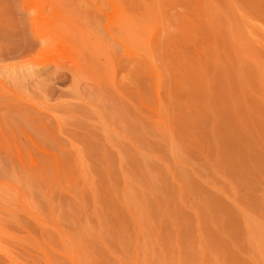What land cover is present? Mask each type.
<instances>
[{
  "label": "rangeland",
  "instance_id": "obj_1",
  "mask_svg": "<svg viewBox=\"0 0 264 264\" xmlns=\"http://www.w3.org/2000/svg\"><path fill=\"white\" fill-rule=\"evenodd\" d=\"M0 264H264V0H0Z\"/></svg>",
  "mask_w": 264,
  "mask_h": 264
}]
</instances>
